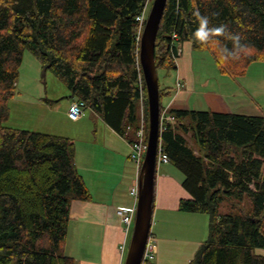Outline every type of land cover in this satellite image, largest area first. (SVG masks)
<instances>
[{"label":"trees","instance_id":"1","mask_svg":"<svg viewBox=\"0 0 264 264\" xmlns=\"http://www.w3.org/2000/svg\"><path fill=\"white\" fill-rule=\"evenodd\" d=\"M145 1L0 0V264H76L66 254L72 203L91 199L72 139L6 126L25 52L131 143L143 96L147 138L139 62L145 24L141 29L137 20ZM197 13L224 33L195 38ZM184 43L210 52L230 76H245L252 63L264 62V0H168L156 41L158 71H178L175 57ZM222 49L237 55L225 58ZM173 93L160 80L161 112ZM169 112L175 123L160 140L190 194L179 211L210 218L208 239L189 264H264L258 252L264 250V116ZM224 201L230 211L221 214Z\"/></svg>","mask_w":264,"mask_h":264},{"label":"crops","instance_id":"2","mask_svg":"<svg viewBox=\"0 0 264 264\" xmlns=\"http://www.w3.org/2000/svg\"><path fill=\"white\" fill-rule=\"evenodd\" d=\"M181 49L178 71L174 76L176 81L180 78L184 82L185 89L172 98H166L169 100L165 106L170 111L197 110L196 101L202 98L201 105L205 110L232 113L222 94L197 92L196 59L199 56L191 43H184ZM68 99L67 111L76 101L70 96ZM53 104L49 102L48 105ZM91 112L93 124L88 128L89 134L81 144L72 139L76 165L91 193V199L72 203L66 254L76 264H124L131 235L126 236L116 210L134 205L129 190L137 179L138 169L131 160V142L112 129L100 114L92 109ZM67 114L65 117L69 120ZM97 118L100 120L97 121ZM184 178V174L171 164H164L157 171L152 233L157 242L156 264H159L162 250L157 236L160 235L163 241L169 226L185 220L187 216L197 218L194 216L205 215L179 211L180 200L190 197L182 186Z\"/></svg>","mask_w":264,"mask_h":264},{"label":"rangeland","instance_id":"3","mask_svg":"<svg viewBox=\"0 0 264 264\" xmlns=\"http://www.w3.org/2000/svg\"><path fill=\"white\" fill-rule=\"evenodd\" d=\"M151 8L152 6L149 12ZM195 54L199 56L196 59L197 92L212 91L217 95L222 94L232 113L264 116V62L252 63L245 76L234 78L223 72L210 52L197 50ZM174 75V71L170 75L164 70L158 71L159 81L161 80L162 84L176 88ZM173 95L175 93L170 98ZM69 96L68 88L52 72H45L40 61L26 51L20 68L17 94L10 102L11 114L6 126L68 137L81 144L89 134L88 128L93 124V116L91 109L87 108L78 122L67 120L65 114L68 112L66 102ZM168 100L163 101L164 106ZM201 101L202 98L196 101L197 110H205ZM49 102H53V106L48 105ZM99 120L97 118V121ZM230 206L229 201L222 202L220 213H228ZM188 217L169 226L163 241L160 235L157 236L162 247L159 264H189L199 246L208 239L209 216ZM153 229L154 225L152 233ZM129 246L130 242L127 254ZM258 252L264 255V250ZM154 263H157V259Z\"/></svg>","mask_w":264,"mask_h":264},{"label":"water","instance_id":"4","mask_svg":"<svg viewBox=\"0 0 264 264\" xmlns=\"http://www.w3.org/2000/svg\"><path fill=\"white\" fill-rule=\"evenodd\" d=\"M168 0H154L140 43V67L143 73L149 110L148 149L139 176L140 194L134 229L124 264H142L152 232L158 147L161 139L160 81L156 67V41Z\"/></svg>","mask_w":264,"mask_h":264},{"label":"built area","instance_id":"5","mask_svg":"<svg viewBox=\"0 0 264 264\" xmlns=\"http://www.w3.org/2000/svg\"><path fill=\"white\" fill-rule=\"evenodd\" d=\"M154 0H146L145 1V7L142 12V14L137 18V20L140 22L141 29H143V26L146 22L149 8L153 4ZM182 54V50L178 49L177 57ZM175 57L176 62H178V58ZM142 88V86H141ZM184 89V83L180 78L177 79L176 82V90L177 93L181 92ZM143 96L141 97V108H140V114H141V123L140 128L136 135V141L131 143V160L135 163L137 166V179L135 183L130 187L129 193L132 198H134V205L132 207H120L116 210V215L119 218L121 225L123 227V230L126 234V236L131 235L134 229L135 224V218L137 214V205L139 200V194H140V185H139V176L141 167L148 149V142L146 138V123H145V113L143 108ZM88 106L85 102L77 100L73 101L69 111H68V118L72 122H78L83 116L84 111L87 109ZM175 123V117L169 112V109L166 107L163 112H161V118H160V130L161 132L165 129L167 124H174ZM164 164H170V159L168 155L165 153L162 141L160 140L159 147H158V157H157V169H159ZM157 254V242L154 239V237L151 235L149 237L143 261L142 264H149L153 263L155 261V256Z\"/></svg>","mask_w":264,"mask_h":264},{"label":"clouds","instance_id":"6","mask_svg":"<svg viewBox=\"0 0 264 264\" xmlns=\"http://www.w3.org/2000/svg\"><path fill=\"white\" fill-rule=\"evenodd\" d=\"M197 15L199 16V14L197 13ZM209 24H210V20L207 16H199V27L197 28V30L195 31V33L193 34L195 38L201 40V41H207L210 39V36L215 33L217 35L224 33L225 29L223 27H218V28H209ZM230 38L235 41L236 44V48L238 50H243L244 45L240 44V36L235 35V36H230ZM219 43V42H217ZM223 52L226 53V57L227 56H236L237 53L236 52H229L227 49H222Z\"/></svg>","mask_w":264,"mask_h":264},{"label":"bare ground","instance_id":"7","mask_svg":"<svg viewBox=\"0 0 264 264\" xmlns=\"http://www.w3.org/2000/svg\"><path fill=\"white\" fill-rule=\"evenodd\" d=\"M152 5H153V4H152ZM152 5H151V6H152ZM149 13H150V12H149ZM149 13H148V16H149ZM148 16H147V18H148ZM146 20H147V19H146ZM145 23H146V22H145ZM144 27H145V26H144Z\"/></svg>","mask_w":264,"mask_h":264}]
</instances>
